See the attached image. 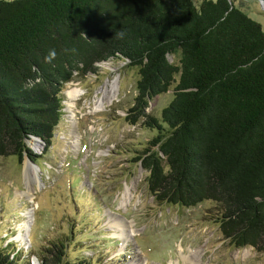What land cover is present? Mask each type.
<instances>
[{"label":"trees","instance_id":"16d2710c","mask_svg":"<svg viewBox=\"0 0 264 264\" xmlns=\"http://www.w3.org/2000/svg\"><path fill=\"white\" fill-rule=\"evenodd\" d=\"M112 60L138 73L126 120L155 132L132 157L149 193L215 202L224 239L264 254V31L234 0H0V157L39 164L27 142L53 146L65 86ZM170 90L160 116L147 114ZM66 239L39 263L89 264L68 261ZM31 256L0 245V264Z\"/></svg>","mask_w":264,"mask_h":264},{"label":"rangeland","instance_id":"374dc122","mask_svg":"<svg viewBox=\"0 0 264 264\" xmlns=\"http://www.w3.org/2000/svg\"><path fill=\"white\" fill-rule=\"evenodd\" d=\"M201 2L193 0L196 6ZM234 5L264 31L259 0ZM98 67L97 75L65 86L64 116L50 150L36 139L27 142L39 164L0 157V245L16 244L32 255L31 264H40L38 256L51 242L66 238L70 262L264 264L263 253L236 249L224 239L215 202L187 209L154 199L146 172L132 157L155 132L143 126L145 119L136 126L126 120L138 73L117 60ZM107 90L112 99L99 107ZM66 91L78 95L77 101L67 102ZM173 97V90L157 97L147 114L159 117ZM26 164L35 171L33 184Z\"/></svg>","mask_w":264,"mask_h":264},{"label":"bare ground","instance_id":"6f19581e","mask_svg":"<svg viewBox=\"0 0 264 264\" xmlns=\"http://www.w3.org/2000/svg\"><path fill=\"white\" fill-rule=\"evenodd\" d=\"M115 88H117V87L113 86V89H115ZM111 94H114V93L112 91H109V90L106 91L105 97L101 100V102H99V104H100L99 107L104 106V102L111 101V99H112ZM65 96L67 98V102L73 103V102L77 101L76 97L78 95H76L75 93H73L71 91H66ZM32 144L33 143H31V146H32ZM33 146L35 147V149L37 148V150L38 149L40 150L39 145L34 143ZM25 174H26V178H27L28 182L30 180L29 183H31V184L35 183V180H32L33 176L35 175V171L28 164H26V166H25Z\"/></svg>","mask_w":264,"mask_h":264},{"label":"water","instance_id":"95a60500","mask_svg":"<svg viewBox=\"0 0 264 264\" xmlns=\"http://www.w3.org/2000/svg\"><path fill=\"white\" fill-rule=\"evenodd\" d=\"M260 2H261V4H262V7L264 8V0H259ZM38 142H41V140L40 139H37V138H35ZM27 160H28V162H31V163H33L29 158H27Z\"/></svg>","mask_w":264,"mask_h":264},{"label":"clouds","instance_id":"9594fccd","mask_svg":"<svg viewBox=\"0 0 264 264\" xmlns=\"http://www.w3.org/2000/svg\"><path fill=\"white\" fill-rule=\"evenodd\" d=\"M50 55H51L52 57H54L55 53L53 52V53H51ZM46 59H47V58H46Z\"/></svg>","mask_w":264,"mask_h":264}]
</instances>
